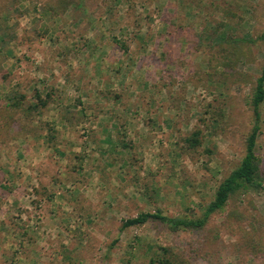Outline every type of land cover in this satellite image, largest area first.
Wrapping results in <instances>:
<instances>
[{"label": "rangeland", "instance_id": "obj_1", "mask_svg": "<svg viewBox=\"0 0 264 264\" xmlns=\"http://www.w3.org/2000/svg\"><path fill=\"white\" fill-rule=\"evenodd\" d=\"M224 34L254 40L233 68ZM263 34L264 0H0V264H264L241 234L264 243V190L202 230H121L202 216L240 165ZM13 93L48 105L26 117ZM260 126L264 170V104Z\"/></svg>", "mask_w": 264, "mask_h": 264}, {"label": "trees", "instance_id": "obj_2", "mask_svg": "<svg viewBox=\"0 0 264 264\" xmlns=\"http://www.w3.org/2000/svg\"><path fill=\"white\" fill-rule=\"evenodd\" d=\"M264 41V34L260 38ZM221 45H228L233 48L234 60L228 58V67L233 68L240 55L243 53V48L254 44L252 38H231L230 35L224 34L221 38ZM4 44V37L0 38V45ZM124 47V48H123ZM122 49L126 51L125 46ZM1 48V46H0ZM37 101L35 104L27 106L26 96L17 95L16 93L7 96L6 108L21 111L26 117H31L33 113H39L48 105L47 100H43L40 94H36ZM264 104V69L261 76L256 80L253 88V95L250 105L254 114V125L246 139V152L240 165L233 170L230 175L224 179L218 186L214 199L204 210L202 216L198 218L189 217H168L161 212L141 213L137 217L126 219L122 222L121 230L124 231L133 227L144 226L150 222H158L166 225L170 231H193L204 229L211 216L222 211L232 196L237 193H261L264 190V170L262 161L257 154V141L261 132V106ZM201 131H195L190 137L185 139L189 149H197L201 146ZM243 238L249 241L248 247L256 258L264 259V243L257 236V230L241 229ZM163 255L159 259L152 260L151 264H173L167 258L168 255H173L170 248H162Z\"/></svg>", "mask_w": 264, "mask_h": 264}]
</instances>
